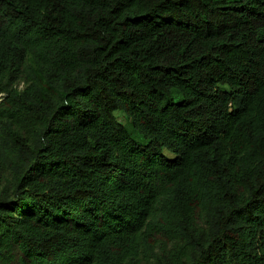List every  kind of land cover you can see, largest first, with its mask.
I'll list each match as a JSON object with an SVG mask.
<instances>
[{
  "label": "trees",
  "instance_id": "16d2710c",
  "mask_svg": "<svg viewBox=\"0 0 264 264\" xmlns=\"http://www.w3.org/2000/svg\"><path fill=\"white\" fill-rule=\"evenodd\" d=\"M0 95V264H264V0H0Z\"/></svg>",
  "mask_w": 264,
  "mask_h": 264
},
{
  "label": "rangeland",
  "instance_id": "374dc122",
  "mask_svg": "<svg viewBox=\"0 0 264 264\" xmlns=\"http://www.w3.org/2000/svg\"><path fill=\"white\" fill-rule=\"evenodd\" d=\"M0 101H1V96H0ZM117 118L122 124H124L127 128H129V122L122 116V114H118Z\"/></svg>",
  "mask_w": 264,
  "mask_h": 264
},
{
  "label": "built area",
  "instance_id": "2783aa9c",
  "mask_svg": "<svg viewBox=\"0 0 264 264\" xmlns=\"http://www.w3.org/2000/svg\"><path fill=\"white\" fill-rule=\"evenodd\" d=\"M1 96V95H0Z\"/></svg>",
  "mask_w": 264,
  "mask_h": 264
}]
</instances>
